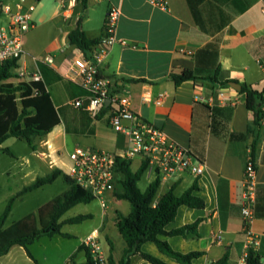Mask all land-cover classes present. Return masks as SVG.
Listing matches in <instances>:
<instances>
[{"label": "crops", "instance_id": "obj_1", "mask_svg": "<svg viewBox=\"0 0 264 264\" xmlns=\"http://www.w3.org/2000/svg\"><path fill=\"white\" fill-rule=\"evenodd\" d=\"M64 1V6L61 0L36 2L33 12L36 26L25 36V54L19 61V66L41 72L60 118V124L45 136L43 148L37 154L39 159L33 168L40 172L27 185L38 177L48 175L54 168L67 173L70 164L68 153L76 147H83L81 144H86L85 140L95 142V147L83 148L115 152L127 147V139L110 127L108 110L97 119L103 109L91 115L70 104L83 96L84 91L65 77L78 54L76 47L69 45L70 31L83 15L82 29L87 37L99 39L107 12L113 6L119 10L117 39L125 40L127 45L119 41L112 47L101 66L103 76L109 77L121 93L131 97L137 114L163 128L172 140L207 165L199 178L184 174L169 181H160L155 203L171 188L180 196L197 184L194 195L201 198L205 206L202 209L180 206L175 219L166 226L167 231H172L202 219L197 234L189 232L186 236H160L159 239L181 253L201 252L202 255L192 264H215L224 255L228 256V264H239L250 249L264 264V78L258 64L264 55V0H169L167 10L144 0H88L85 11L76 0ZM70 2V10H65ZM66 12H69L67 19L64 18ZM210 42L218 44V62L222 69L218 81L199 79L175 86L170 74L183 69L196 70L194 55ZM46 55L54 57L53 65L43 62ZM200 75H213V72ZM226 81L229 83L223 85ZM232 81L240 83L241 88L246 85L262 92L263 117L259 126L253 124L254 115L248 110L241 89L230 86ZM147 92L154 97L163 93L164 103L160 106L144 104L142 95ZM105 128L109 129L107 132H112L110 141H104ZM233 134H243L244 137H232ZM255 141L257 209L249 230L245 231L241 213L243 174ZM3 145L1 148H4ZM135 162L137 167L133 169ZM142 162L140 157L132 159L133 171ZM29 169V166H18L17 174L25 179ZM144 176L148 186L156 179L149 167L139 182ZM118 212L114 215L103 212L100 224L89 232H99L103 256L109 258L112 255L116 262L123 255L125 243L118 237L115 242L106 231L116 227ZM86 215L92 218V214ZM63 216L61 222L76 217ZM61 231L65 236H43L28 247L35 260L28 256L25 248L13 246L0 257V264H46L47 257L42 260L32 248L43 240L41 245L44 249L53 247L56 250L62 239L72 236ZM102 236L107 241V251L102 249ZM83 239L64 254L57 255L56 263L84 264ZM142 251L166 264H180L162 253L154 242L144 243ZM130 264L151 263L135 255L131 257Z\"/></svg>", "mask_w": 264, "mask_h": 264}, {"label": "trees", "instance_id": "obj_2", "mask_svg": "<svg viewBox=\"0 0 264 264\" xmlns=\"http://www.w3.org/2000/svg\"><path fill=\"white\" fill-rule=\"evenodd\" d=\"M40 2L41 0H35ZM85 11L88 7V0H76ZM3 1H0V9ZM83 15L79 18L76 26L68 35L69 45L83 51L89 55L92 47L99 39H90L82 29ZM218 44L210 42L197 50L194 55L196 70L183 69L170 74L175 86L181 85L185 81L211 80L218 81L222 74L221 65L218 62ZM19 67L18 60H8L0 64V149L8 152L9 148H1V145L10 138L22 140L33 146L34 139L44 137L60 124V118L55 108L49 91L43 82H24L15 85L7 82L12 77V70ZM213 72V75L201 76V73ZM237 82V81H236ZM226 81L223 85H227ZM20 92V102H17L16 94ZM240 93L244 94L245 103L249 111L254 115L253 124L260 125L263 117L261 103L263 94L253 90L246 85H242ZM109 109L104 106L103 111L97 119ZM232 137H244L243 134L232 135ZM256 141L253 143L251 157L255 160ZM132 160H119L116 167L114 197L118 200H125L130 204V213L127 216L117 213L116 227L122 236L125 248L121 259L116 262L110 255V264H130L132 256H140L151 264H166L159 258L142 251V246L146 242H154L159 250L165 255L175 259L180 264H192L193 260L202 255L201 252L193 251L181 253L172 249L166 242L159 239L160 236H186L189 232L197 234L199 223L202 219L193 224L183 226L179 229L167 231L166 226L172 222L178 208L186 205L194 209H202L204 201L194 195L197 184L191 186L180 196L176 195L174 189L168 190L155 203V197L160 186V180L155 179L144 191L138 187L144 171L147 168L145 161L136 171H133ZM63 176V171L56 168L44 177H38L33 183L26 186L23 192H31L46 185L53 184L59 177ZM68 184V190L55 197L53 200L42 205L38 209L39 221L42 223L37 227L34 218L28 217L19 221L13 229V233L3 237L4 242L0 245V257L7 254L13 246L25 248L28 256L35 260L28 247L43 236H53L62 233L63 222L61 217L74 206L90 203L94 197L90 192L78 186L68 175L64 176ZM14 204L11 198L0 216V236L5 233L3 229ZM257 209V196L255 211ZM256 216V215H255ZM90 218V215H78L67 219V223H77ZM111 248L112 244L109 242ZM85 252L86 261L84 264H96L88 249L81 246ZM247 264H261L259 256L252 249L248 251ZM215 264H228V256L224 255Z\"/></svg>", "mask_w": 264, "mask_h": 264}, {"label": "built area", "instance_id": "obj_3", "mask_svg": "<svg viewBox=\"0 0 264 264\" xmlns=\"http://www.w3.org/2000/svg\"><path fill=\"white\" fill-rule=\"evenodd\" d=\"M161 10H167L169 0H144ZM35 0H7L0 9V64L8 60H21L24 56L25 36L35 28L33 12ZM62 6L65 1L61 0ZM71 2L65 10H70ZM65 12V11H64ZM264 13V8L262 9ZM69 12L64 13V18ZM119 20V10L111 6L107 12L104 30L99 41L85 55L76 48L77 56L72 60L70 71L65 77L84 91V95L72 100L70 104L76 108L96 115L109 99V125L118 134L127 139V147L120 151H101L93 148L76 147L68 153L70 164L67 175L82 189L91 193L103 209L107 208V195L114 194L115 175L119 160L142 158L160 181H169L184 174L199 178L207 169V165L192 155L185 147L172 140L165 130L156 124L145 120L132 107L129 95L121 93L109 77L103 76L101 66L105 62L112 47L119 42L116 31ZM122 45H127L121 40ZM37 62L36 58H33ZM44 63L54 64V57L46 55ZM258 64L264 78V55ZM18 74L27 82H43L39 70H28L26 66L17 68ZM223 95V94H221ZM163 93L154 97L147 92L142 95L144 104L160 106L164 103ZM49 148L50 146L47 145ZM252 150V148H251ZM257 166L250 156L247 159L243 174V206L241 209L245 231L254 219L257 196L256 184ZM250 235V234H249ZM82 246L89 250L96 264H110L103 256L100 237L97 230L92 231L82 241ZM248 255V254H247ZM247 255L239 264H247Z\"/></svg>", "mask_w": 264, "mask_h": 264}, {"label": "rangeland", "instance_id": "obj_4", "mask_svg": "<svg viewBox=\"0 0 264 264\" xmlns=\"http://www.w3.org/2000/svg\"><path fill=\"white\" fill-rule=\"evenodd\" d=\"M1 1L4 2L6 0ZM18 71V69H13L12 77H10L7 82L13 83L15 85L24 82L26 83L27 81L25 77H21L18 74ZM16 96L17 102H20V92H18ZM70 109L71 108H68L69 111H71ZM105 129L106 130L103 133L104 141H110V134L112 132L109 133L107 132L109 131V129ZM45 140V136L37 137L34 139L33 146L29 147L28 144L22 140L10 138L3 143L4 148H9L10 153L4 152L3 149H0V216L7 206L9 200L11 198H14L12 211L3 227V229H5V233L0 236V245L4 242L3 237H6L9 234L13 233L14 226L23 219H26L28 217L34 218L37 227L40 228L42 226V223H40L39 221L38 209L42 205L48 203L55 197L65 193L68 190V184L64 179V176L67 174L64 170H62L63 176L59 177L53 184L46 185L39 190L23 192V189L28 186L27 184L30 182V180L37 176V174L40 172L35 171L36 167L33 168V165L35 164V161L39 159L37 157V154L42 150V143ZM85 141L86 144H81V146L95 147V142H93L92 140L88 139ZM18 166L30 167L25 179H22L21 175L17 174ZM136 167L137 162L133 164V169H136ZM54 169H52V171ZM148 184V180L146 176H144L139 182V187L144 190L148 186ZM104 199L107 201L108 205L105 210H103V208L100 206L99 201L97 199H94L87 204H78L72 210L68 211V213H66L63 218L86 214H92V218H88L77 223H67V220H65L63 222L64 226L62 230L68 234H71L72 236L70 238L62 239L63 241L61 242V244L58 245V247H55L56 250H54L53 247L51 249H44L43 245H41V243H43V240H41V242H37L33 246L32 251L34 252V254H36L42 260L44 256L47 257L45 261L46 264H57L55 261V257L70 250L72 246L79 242L80 239L85 238L93 227L98 226L101 222L103 212L108 215H114L117 211L122 212L125 215L129 214V202L125 200L119 202L116 201V199L114 198V194L107 195L104 197ZM109 222L111 223V220ZM106 232L115 242H117V237L118 240L123 239L119 238L122 236H120V233L114 226L108 228ZM101 243L102 249L104 251H107L108 245L104 236L101 237Z\"/></svg>", "mask_w": 264, "mask_h": 264}, {"label": "water", "instance_id": "obj_5", "mask_svg": "<svg viewBox=\"0 0 264 264\" xmlns=\"http://www.w3.org/2000/svg\"><path fill=\"white\" fill-rule=\"evenodd\" d=\"M230 86L233 87L234 89H237V90H240L241 89V84L236 82V81H232L230 83ZM110 103V100L109 99H106L105 100V106H108Z\"/></svg>", "mask_w": 264, "mask_h": 264}]
</instances>
